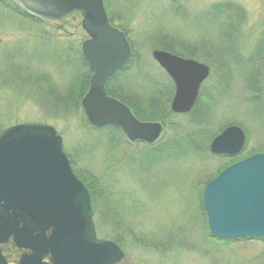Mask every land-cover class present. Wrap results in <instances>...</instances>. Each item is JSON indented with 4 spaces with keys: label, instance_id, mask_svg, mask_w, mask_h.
I'll use <instances>...</instances> for the list:
<instances>
[{
    "label": "rangeland",
    "instance_id": "rangeland-1",
    "mask_svg": "<svg viewBox=\"0 0 264 264\" xmlns=\"http://www.w3.org/2000/svg\"><path fill=\"white\" fill-rule=\"evenodd\" d=\"M221 2L245 8L247 49L257 50L264 33V0H106L113 23L128 32L142 61L140 67L134 62L118 81L142 96L160 95L165 88L173 96L174 84L153 59V50L170 46L173 39L182 42L181 46L171 45L176 53L188 55L182 46L185 43L217 47L215 28L189 20L178 8L208 9ZM119 10L127 14L123 18L128 21L117 18ZM81 22L80 13L61 20L38 21L19 0L0 3V131L19 123L55 127L63 138L65 152L75 161V169L100 185L113 208L117 204L114 219L110 211L102 219H94L101 239L122 241L125 256L119 264H264L263 239L213 238L202 203L203 189L216 177L213 171L220 161L232 160V164L264 153L263 55L250 60L253 64L238 58L237 63L230 64L233 72L229 75L219 68L217 59L197 57L212 66L200 92L201 107H210V116L203 124L191 123L188 127L206 130L212 140L226 127L240 126L247 136L241 154L218 158L210 153V140L205 141L208 150L204 147L201 154L167 151L159 162L148 164L143 158L147 146L130 144L122 134L99 133L89 124L82 106L67 111L53 108L56 98L49 96L50 88L64 93L78 73L88 70L81 60L82 43L88 38ZM253 65L257 69H252ZM251 76L258 82L252 88L261 87L257 100L248 88L246 77ZM171 134L172 130L164 131L160 145H165ZM129 225L132 227L128 230ZM144 240L159 245L146 247L144 243H151Z\"/></svg>",
    "mask_w": 264,
    "mask_h": 264
},
{
    "label": "water",
    "instance_id": "water-1",
    "mask_svg": "<svg viewBox=\"0 0 264 264\" xmlns=\"http://www.w3.org/2000/svg\"><path fill=\"white\" fill-rule=\"evenodd\" d=\"M19 1L46 18L82 12L90 37L82 51L93 75L81 103L90 124L116 125L130 141L155 143L163 125L139 120L107 93V79L129 61L132 49L125 34L110 24L104 0ZM153 57L175 82L172 111L190 112L209 67L164 50H155ZM245 141L243 129L232 125L211 142L210 152L236 155ZM203 204L212 236L264 238V153L224 169L205 187ZM10 239L29 251L17 264H117L125 256L116 242L98 238L89 189L73 171L52 125L21 123L0 133V264H10L1 249Z\"/></svg>",
    "mask_w": 264,
    "mask_h": 264
},
{
    "label": "trees",
    "instance_id": "trees-1",
    "mask_svg": "<svg viewBox=\"0 0 264 264\" xmlns=\"http://www.w3.org/2000/svg\"><path fill=\"white\" fill-rule=\"evenodd\" d=\"M6 1L7 0H0V3L5 4ZM31 17L38 21L41 20V18L33 15H31ZM163 48L172 51V49H170L167 45H164ZM138 54L139 52L136 49H133L132 57L129 63L120 72L108 78L106 82V88L109 95L128 104L132 108L134 114L139 119L146 121H159L163 123L165 131L172 130V134L170 135L168 142L165 145H160L161 141H159L153 146H147L148 149L143 153V158L147 160L149 164L151 162H159L162 156L167 153V151L170 153L174 151L173 154H179L178 152L201 154V152H203L204 147H206L205 145H207L205 141L209 142L211 140L210 137L212 134L206 132V130L203 131L195 127L190 130L191 127L188 126H190L191 123H193L194 126H198L206 122V120L210 116V107L208 108V110L205 107H201L202 100L200 98L194 109L189 114L177 115L174 114L170 109V102L172 99L171 90H167L166 88L162 89L160 91V95L157 94L156 96H142L140 94H135V91H133V89L131 90L128 84L118 81L117 78L122 73L128 71V69L134 62H137L139 64V67L141 66L140 62L142 61L140 60ZM81 58L82 64L87 67L88 70L83 74L78 73L74 82L69 85V87L64 93L56 91L53 87H51L49 90V96L53 95V98H56V103L53 106V108H55L56 110L58 108H62L63 111H67L70 109L73 110L75 108L79 109L81 106V99L89 88V80L92 74V70L82 54ZM255 92L257 94H261L260 89L256 90ZM44 121L48 122L46 121V119H44ZM96 131L101 134L109 132L108 134L114 136L122 134L121 130L115 126H106L103 128H98L96 129ZM110 138H113V136ZM205 150H208V147H206ZM69 158L76 174L89 188L92 198L94 217H97L96 219H102V215L105 213L107 214V212L110 211V216L112 219H114L115 214L117 213L116 210H118L117 204L115 203L116 205L113 208L114 204L108 201L107 193H104L100 185L97 184L92 177L88 178L86 176L81 175L75 169L76 166L73 158L70 156ZM145 162L146 161H144V163ZM231 162L232 160H227L225 162L220 161V164H218V166L213 171L214 175L217 176ZM116 222H119V217H117ZM130 227L132 226L129 225L127 229L129 230ZM127 234H129V232ZM168 240L170 241V238H168ZM144 241L147 243H151H144L146 247L155 246L156 244L159 245V243H155L156 241L154 240ZM116 242L119 245L123 246V243L120 238H117ZM2 248L5 256L10 262H14L17 260L19 256V251L12 241L8 242L5 245H2Z\"/></svg>",
    "mask_w": 264,
    "mask_h": 264
},
{
    "label": "flooded vegetation",
    "instance_id": "flooded-vegetation-1",
    "mask_svg": "<svg viewBox=\"0 0 264 264\" xmlns=\"http://www.w3.org/2000/svg\"><path fill=\"white\" fill-rule=\"evenodd\" d=\"M178 7V6H175ZM181 10L185 11V14L189 20L198 21L202 26H212L216 31V43L217 47L209 46V44L194 43V44H182L183 48L188 52L187 54L179 53L180 56L188 59H193L199 61L203 64L209 66L210 70H212V66L207 61H201L197 57L198 55L206 56L207 58L217 59L219 68L223 73L229 75L233 72V69L230 68V64L237 63L238 58L240 60L245 58V60L250 61L254 57H258L263 55L264 58V33L259 37L258 42L261 43L257 50H252L248 52V37L243 32L244 22L246 20V10L243 6L233 3V2H225V3H216L208 9H197L194 10L192 6L188 8L181 9L178 8V12ZM120 14L117 16L121 21H128L129 18H123L126 16V13L122 11H118ZM108 13L111 21H114L113 12L111 8H108ZM207 26V27H208ZM250 37V36H249ZM170 47L172 44L180 45L182 43L179 40L173 39L169 40ZM179 46V47H180ZM176 52V51H175ZM176 54V53H175ZM197 55V56H195ZM225 61L221 64L222 61ZM216 61V60H215ZM227 61V63H226ZM241 63V61H239ZM252 69H257V67H252ZM229 70L230 72H226ZM211 74V73H210ZM256 79V78H255ZM208 80V79H207ZM251 84H255L256 80H253ZM217 85H224L222 82H217ZM227 84V83H226Z\"/></svg>",
    "mask_w": 264,
    "mask_h": 264
}]
</instances>
